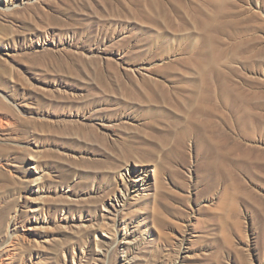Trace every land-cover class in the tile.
<instances>
[{"label":"rangeland","instance_id":"rangeland-1","mask_svg":"<svg viewBox=\"0 0 264 264\" xmlns=\"http://www.w3.org/2000/svg\"><path fill=\"white\" fill-rule=\"evenodd\" d=\"M0 29L26 79L0 84V264H264V126L235 115L264 118V0H0ZM210 81L215 135L182 126Z\"/></svg>","mask_w":264,"mask_h":264},{"label":"bare ground","instance_id":"bare-ground-1","mask_svg":"<svg viewBox=\"0 0 264 264\" xmlns=\"http://www.w3.org/2000/svg\"><path fill=\"white\" fill-rule=\"evenodd\" d=\"M209 10L212 12L211 15H215L218 18L217 23L215 25H213L212 28H219L222 26V28L219 30V32L223 35H226L227 37H231L233 35H238L240 33V31H238V29L236 30L235 34L233 33V29L235 28L233 26V22L238 23L240 20V18H238V19H233V18L236 17V15H237V17H241L242 15L248 13V10L246 8H240L237 11H232V8L229 10V7H224L220 2L210 3ZM253 16H255V13ZM1 30L2 29H0V31ZM15 31L17 32V30H15ZM34 32L36 34H38L39 29H34ZM37 58L38 57H37L36 53L32 54V52H30V51L28 53L27 52H24V53L21 52L20 56L17 57V59H16L17 62L16 61L15 62L18 63V65L19 64H21V65L25 64L27 66V69H30V67H32V65L35 63ZM9 67L10 66L6 63V61L4 59L0 58V84H3L4 81H7L6 76L10 77V87L13 88L14 92L12 94H8V98L13 99L15 96L19 95V97H20V95H22V93L19 92L18 89H20L21 86L25 85L26 79L22 76L20 69L18 70V68H15V67L9 68ZM199 84H203V85H199ZM199 84H195V85L190 87L192 89V94L198 93L199 94L198 99L208 100L211 102L208 106H206L207 110L200 111V109H197L194 112L191 111L186 116V120L182 126H184V128H186V129L192 130V132H194V130L199 129L198 131H201V130L206 131V132L209 131L210 133L215 135L214 132L216 130V127H215L214 123H212L214 116L211 115L210 109H212V107L215 106L216 101L214 100V95H215V93H217L219 91V87L216 84V82H214V81L199 83ZM227 97H229V96H227ZM239 101H241V100H239L238 98H235L236 119L238 118V114H239L240 109H241L243 122H245L244 123L245 129H249V128L253 129L252 125L254 127L256 126L255 128H262V126H264L263 116L258 115L257 113L253 112V109L257 108L258 104L255 102H251V101L249 102L248 100H246V101L242 100V104H240ZM201 104L203 105V103H201ZM0 109H1V111H0V116H1L0 126H3V123H5V124L8 123V125L14 124L20 118L18 115V112L15 110V108H13L12 105H10V103L6 102V98H4V97L0 98ZM4 117H6V120H3ZM27 120H30V119L27 118ZM208 123H210L209 128H207ZM165 130H166L165 132L170 131L169 128H165ZM144 150H146V147H143L142 149H140V153H139V156L141 157L142 160H146L145 158H150L152 156V153L146 155L144 153ZM244 151H248V149L243 150L240 148V146L238 144H236V148H235V154L236 155H241L244 153ZM130 153L132 154V152H130ZM131 154H128V155L132 156ZM163 165H164V163H163ZM159 166L157 164V168L154 171L155 176H157L158 174L165 171V168L163 166L162 167L161 166L159 167ZM96 182H100V180L97 179ZM109 183H110L109 190H113L115 180H110ZM156 184H158V182H156ZM123 185H126V182H125V184L123 183ZM109 190H108V192H110ZM155 212L156 213L154 215H151V216H153L152 217L153 223L154 224L155 223L160 224L162 222V220L163 221L165 220V217L161 212H158V211H155ZM179 212L181 214V210H179ZM250 248H253L252 245L250 246ZM8 252H9V250H8Z\"/></svg>","mask_w":264,"mask_h":264}]
</instances>
